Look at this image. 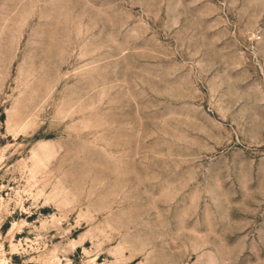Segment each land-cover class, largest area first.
Masks as SVG:
<instances>
[{"label": "rangeland", "instance_id": "rangeland-1", "mask_svg": "<svg viewBox=\"0 0 264 264\" xmlns=\"http://www.w3.org/2000/svg\"><path fill=\"white\" fill-rule=\"evenodd\" d=\"M0 264H264V0H0Z\"/></svg>", "mask_w": 264, "mask_h": 264}]
</instances>
